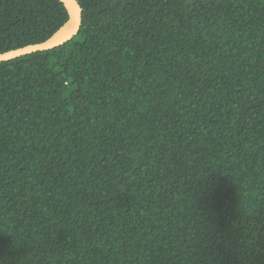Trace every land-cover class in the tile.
Returning <instances> with one entry per match:
<instances>
[{
  "label": "trees",
  "instance_id": "16d2710c",
  "mask_svg": "<svg viewBox=\"0 0 264 264\" xmlns=\"http://www.w3.org/2000/svg\"><path fill=\"white\" fill-rule=\"evenodd\" d=\"M0 62V264H264V0H77ZM60 0H0V53Z\"/></svg>",
  "mask_w": 264,
  "mask_h": 264
},
{
  "label": "water",
  "instance_id": "95a60500",
  "mask_svg": "<svg viewBox=\"0 0 264 264\" xmlns=\"http://www.w3.org/2000/svg\"><path fill=\"white\" fill-rule=\"evenodd\" d=\"M67 12V20L47 40L0 53V62L8 61L37 51L52 49L72 40L81 26V7L77 0H60Z\"/></svg>",
  "mask_w": 264,
  "mask_h": 264
}]
</instances>
